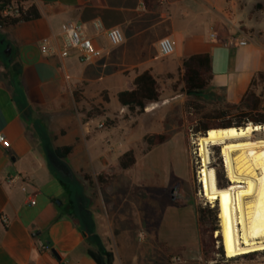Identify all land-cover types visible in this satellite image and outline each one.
I'll list each match as a JSON object with an SVG mask.
<instances>
[{
    "label": "crops",
    "instance_id": "crops-1",
    "mask_svg": "<svg viewBox=\"0 0 264 264\" xmlns=\"http://www.w3.org/2000/svg\"><path fill=\"white\" fill-rule=\"evenodd\" d=\"M18 1L35 4L40 17L0 27V133L10 143L7 149L0 145V264H60L61 259L68 260V264H96L87 254L90 248L103 253L112 251L113 264H133L135 244L114 235V230L111 238L115 242L120 240L122 247L118 243L112 247L110 238L105 243L101 240L93 209L104 205L96 194L91 193L90 198L73 168L93 161L99 147L86 137L88 128L77 127L71 132L66 129L70 113L76 104L88 99L90 91L96 95L108 91L112 93L110 100L116 101L117 93L124 90L120 87L124 83L132 85L139 73L172 71L182 67V62L191 55L204 53L210 58L208 92H222L227 103H238L256 74L264 72V50L255 44L226 47L221 40L200 34L197 28L202 22L217 21L218 33L226 38L232 36L221 21L233 23L243 14L244 3L242 0ZM97 21L102 25L99 29L94 27ZM68 24L79 25L83 34L92 39L101 53L99 59L81 63L74 49L61 56L65 46L63 27ZM167 24L173 26V31L160 35L156 49L146 51L143 36ZM112 27L122 31L124 41L105 49L101 38L108 41L106 30ZM164 37L173 41L174 52L160 57L158 41ZM131 40L132 48L128 46ZM132 69L133 75L122 78L123 70ZM51 136L56 138L55 142ZM66 145L72 146V151L64 159L58 158L54 149ZM10 178L13 181H8ZM172 199L186 205L187 193L181 184L174 187ZM194 222L198 230L196 206ZM158 230L159 227L148 245L143 246L142 253L149 250L148 246L164 245ZM138 240L145 241V235L140 232ZM42 245L48 249H42ZM171 257L182 259L172 264L231 261H206L200 242L192 253L186 251L184 258ZM153 261L158 260L153 258L150 264Z\"/></svg>",
    "mask_w": 264,
    "mask_h": 264
},
{
    "label": "rangeland",
    "instance_id": "rangeland-1",
    "mask_svg": "<svg viewBox=\"0 0 264 264\" xmlns=\"http://www.w3.org/2000/svg\"><path fill=\"white\" fill-rule=\"evenodd\" d=\"M242 2L245 4L241 5L243 14L238 19L235 18L233 23L221 21V24L241 41V45L255 44L264 50V0ZM218 25L217 21H207L200 23L197 29L208 39L224 42L230 36L226 38L223 33H218ZM172 31L171 24L150 30L143 36V47L146 51L156 49L157 38ZM187 34L190 35V31ZM101 46L105 49L112 48L105 38H101ZM128 46H134L132 40ZM122 74V78L126 79L133 75V69L123 70ZM182 74V67L154 73L159 87V100L147 103L143 112L137 116H132L126 107L119 105L117 98L116 101H111L112 93L101 91L96 95L90 91L88 99L72 109L70 125L66 126L69 132L77 127L88 128L86 137L90 141L94 140L99 147L98 155L93 157V161L87 162L86 166L75 165L73 168L84 190L89 191L90 198H93L91 193L96 194L104 205L102 208L93 209L102 242L105 243L110 238L112 247L115 248L116 243L120 246V240L115 242L111 238V230H114V235L135 244L133 264H150L153 258L158 261H153L152 264H172L171 256L180 255L184 258L186 251L192 253L199 245V233L194 222L195 206L215 211L213 222L217 230L213 236L220 237L216 241V248L222 246L221 236L216 233L220 230L217 202L209 203L201 192L199 171L202 164L196 143L201 135L194 134L188 128L185 104L193 95L184 90ZM131 87V84L126 86L124 83L120 88ZM252 89L256 95H262L264 102V79L257 77ZM210 93L212 92L202 94L206 103L215 99L222 104L226 103L222 92H217L215 97ZM89 111L92 112L91 116L88 115ZM152 133L168 134L170 138L144 152L145 143L142 138ZM257 137L258 135L252 133L250 140L254 141ZM50 139L55 142L56 138L51 136ZM130 149L136 161L131 167L120 169L118 158ZM209 154V166L214 169L215 174L220 172L229 182L220 145L209 146ZM100 172H104L108 180L105 185L97 181L96 175ZM180 184L187 193L184 206L172 199L174 187ZM106 213L109 214L108 217ZM158 227L159 239L164 241V245L160 244L155 248L148 246L149 250L142 253L143 246L148 245ZM140 232L146 237L143 242L138 240ZM253 252V256L249 258L238 257L229 261L216 256L205 257V260L217 263L229 261L224 264H264V250Z\"/></svg>",
    "mask_w": 264,
    "mask_h": 264
},
{
    "label": "trees",
    "instance_id": "trees-1",
    "mask_svg": "<svg viewBox=\"0 0 264 264\" xmlns=\"http://www.w3.org/2000/svg\"><path fill=\"white\" fill-rule=\"evenodd\" d=\"M40 13L35 4L25 5L18 0H0V27L15 25L19 22H26L38 19ZM183 74L182 81L184 90L193 95L189 97L185 104V114L188 128L194 134L203 136L208 130L228 127H245L248 123L252 125H264V102L262 95H256L252 89L257 77L264 79V72H258L252 79L249 88L236 104L223 103L218 99L206 103L202 97L206 93L211 79L210 58L209 55L194 54L182 62ZM213 94V95H212ZM210 95H216L215 92ZM159 87L156 78L145 70L139 73L132 81V87L121 90L117 93L118 103L126 107L132 116L141 114L147 103L157 102L159 100ZM74 98L79 100L78 91H74ZM191 110V111H190ZM89 116L92 112L89 111ZM170 136L164 133H152L143 136L145 143L144 152L149 151L153 146L161 144L168 140ZM72 151V146L66 145L54 149L55 155L64 159ZM136 158L130 149L118 158V167L127 169L134 165ZM97 181L101 185L108 183L104 172L96 175ZM229 184L223 177V174L216 172V185L219 188ZM215 211L208 208L196 207V219L198 224L199 242L202 254L206 258H223V248L220 245L216 248V241L220 237L213 236L217 227L214 225L213 218ZM87 254L96 262V264H113L114 254L108 250L104 253L98 249H88ZM254 252L244 254L238 257L249 258ZM238 257L229 258L235 260ZM214 260V259H212Z\"/></svg>",
    "mask_w": 264,
    "mask_h": 264
},
{
    "label": "bare ground",
    "instance_id": "bare-ground-1",
    "mask_svg": "<svg viewBox=\"0 0 264 264\" xmlns=\"http://www.w3.org/2000/svg\"><path fill=\"white\" fill-rule=\"evenodd\" d=\"M255 126V127H254ZM251 125L210 129L196 140L201 157L200 182L203 197L217 202L221 244L226 257L234 258L264 250V132L250 140ZM220 145L229 184L219 188L209 166V146Z\"/></svg>",
    "mask_w": 264,
    "mask_h": 264
},
{
    "label": "built area",
    "instance_id": "built-area-1",
    "mask_svg": "<svg viewBox=\"0 0 264 264\" xmlns=\"http://www.w3.org/2000/svg\"><path fill=\"white\" fill-rule=\"evenodd\" d=\"M94 27L99 29L102 27L99 21L94 23ZM63 33L65 36V46L61 51V56L65 57L68 55L69 51L74 49L77 51V58L81 63H91L100 58V51L96 48L91 38L85 36L79 25L68 24L63 27ZM106 37L111 46H118L124 41V35L122 31L117 27H112L106 30ZM214 38L215 35H212ZM226 47H233L236 45H241V41L236 39L234 36H230L227 40L222 42ZM174 52V43L168 38L164 37L158 41V55L160 57L170 56ZM0 145L4 149L9 148L10 143L4 136L0 133ZM8 181H13V178H10ZM200 182V178H199ZM22 189H24L22 187ZM31 204H34V199L30 200ZM210 203V202H209ZM206 204V203H205ZM42 249H48L46 245L41 246ZM225 260L229 258L225 256ZM179 257H171V263H176L181 261ZM60 264H68V260L61 259Z\"/></svg>",
    "mask_w": 264,
    "mask_h": 264
},
{
    "label": "water",
    "instance_id": "water-1",
    "mask_svg": "<svg viewBox=\"0 0 264 264\" xmlns=\"http://www.w3.org/2000/svg\"><path fill=\"white\" fill-rule=\"evenodd\" d=\"M251 125H252V124H251ZM261 126L263 127L264 125H259V127H261ZM254 127H255V126H254ZM228 128H230V127H228ZM228 128H222V129H228ZM262 132H264V131H261L260 129H258V130H254V131H253V133H255V134L258 135V136H260V134H261ZM206 133H207V132H206ZM206 133H205V134H206ZM205 134H204V135H205Z\"/></svg>",
    "mask_w": 264,
    "mask_h": 264
}]
</instances>
